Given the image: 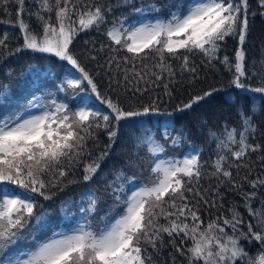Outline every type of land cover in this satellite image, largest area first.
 <instances>
[{
  "label": "snow or ice",
  "instance_id": "snow-or-ice-1",
  "mask_svg": "<svg viewBox=\"0 0 264 264\" xmlns=\"http://www.w3.org/2000/svg\"><path fill=\"white\" fill-rule=\"evenodd\" d=\"M37 2L39 9L29 14L35 15L42 32L34 30L22 18L18 19V27L23 34V49L51 54L67 61L79 73L76 76L69 72L61 84V91H66V84L67 88L80 90L79 93H73L74 96L84 93V81L91 91L81 96L75 110H69L67 104H57L55 100L51 101V106L41 105L40 98H34L22 105L19 111L0 118V264H152L148 248L159 252L165 246L164 234H167L168 242L175 251L186 257L188 264H237V261L240 264H264V212L253 210L250 204L256 192L242 194L248 214L255 220L254 224L245 223L240 213L231 209V216L218 215L205 226L200 204L203 203L208 208H222L223 204L218 205L215 198L209 199L204 195L207 189L200 186L204 173L198 153H190L179 160L161 159L165 145L152 134L145 136L140 143L147 144L149 153L155 158L151 168L153 176L138 190H130L131 194L122 201L119 195L116 196V200L123 203L124 211L114 221H109L99 230H93L90 225L81 223L71 234L54 233L52 238L37 244L33 250L6 254L23 238V230L30 223L29 218L34 217L38 224L42 220L41 216L34 214L37 202L30 194L36 193L48 200L51 199L50 188L70 182L64 178L71 166L79 163L82 155L91 156L88 141L95 139V130H107L110 147L122 120L147 116L160 110L158 99L139 108H124L118 99L114 100L109 92L112 90L113 81L120 85L119 77H109L108 92L102 94L95 76L82 66L79 57L70 50V45L79 32L93 27L99 29L105 22V12L111 11L110 5H90L89 0H79V4L77 0ZM131 2L132 0H123L125 4ZM11 3L19 5L20 13L25 11V0H0L5 11ZM258 3L261 14L264 15V0H258ZM248 8V0H192L188 5L170 11L167 19L157 18L154 21L141 22L138 26L135 23L125 26L127 17H123L119 25L114 23L106 35L120 49H126L133 54L132 74L140 80L144 76L135 71L134 58L139 56L143 61L155 53L159 59L154 67L160 68V72L152 73L155 77L153 83L162 82L163 73L167 72L168 82L163 87L165 95L169 96L171 92L168 85L176 82V72L167 62L168 59L181 60V73L187 71L195 77L197 69L189 63L191 55L202 53L208 64H211L213 60L219 59L216 54L220 51L221 42L232 36L240 45L235 52V60L230 61L225 55L220 61L227 71L233 73L231 83L238 89L264 94V74L252 72V75L260 78V85L256 87H251L241 79L247 77L248 72L243 48L248 31ZM133 10L140 14L145 13L143 7ZM150 10L159 11L154 5ZM7 38L6 34L0 38V48L7 47ZM102 48L103 46L101 50ZM23 49L17 48L16 51ZM146 49L149 51L146 52ZM90 58L97 59L96 56ZM129 59L126 57L125 62ZM113 60L115 57L107 62L108 72L112 71ZM98 67L103 68L105 65ZM115 67L118 72L119 63ZM127 72L128 69H125V73ZM99 75L100 72H97L96 76ZM124 81L130 83L127 74L124 75ZM135 91L143 95L147 89L137 87ZM6 92V88L0 90V99ZM92 95L95 96V101L106 105L110 111H102L91 99ZM207 95H211V92L204 93V96ZM204 96L193 97L190 102L178 106L177 110L191 108ZM34 107L42 108L41 114L25 116ZM241 116L243 123L239 132L233 128L230 131L225 129L226 136L212 133L218 140L217 148L220 152L231 153L236 161H242L249 150L255 152L259 149V145L249 143V133L255 132L251 117L243 112ZM170 135L165 128L164 139L168 140ZM181 138L182 133L171 137V144L177 146ZM106 155L107 152L102 151L96 159L85 165V181L92 179L100 167V161ZM261 160L264 161V157ZM235 166L240 168L244 165L238 163ZM212 167L214 171L211 175L219 181L215 197L222 201L219 188L225 182L231 184L233 189L241 186L232 179L233 173L230 169L233 165L226 155L218 154ZM121 179L122 174H117L112 181L110 186L114 192L124 191L122 184L118 183ZM245 180H248L247 176ZM248 182L253 190L264 186V178ZM7 185H15L23 191L16 192ZM86 198L88 207L82 210L95 211L96 194L89 192ZM177 201L180 203L177 204ZM242 225L246 231L241 230ZM227 228H231V234L226 231ZM56 236L60 238L57 239ZM241 238L260 245L261 251L257 256H251L245 251L240 245ZM189 239L193 243L191 247L185 248V242Z\"/></svg>",
  "mask_w": 264,
  "mask_h": 264
},
{
  "label": "trees",
  "instance_id": "trees-1",
  "mask_svg": "<svg viewBox=\"0 0 264 264\" xmlns=\"http://www.w3.org/2000/svg\"><path fill=\"white\" fill-rule=\"evenodd\" d=\"M105 5L111 0H102ZM182 0H156L155 6L159 7L160 14H156L157 18L165 19V13L174 5L180 4ZM248 31L245 43L243 45L245 51V67L248 70L247 77H242V80L256 87L260 85L259 76L252 75V72L264 74V15L261 14L258 0H248ZM79 4V0H77ZM90 5L96 4L97 0H89ZM40 5L37 0H25L23 13L19 12V5L11 3L7 6V11L4 6L0 5V38L7 35L5 44L6 48H0V90L6 88V95L0 99V118L3 109L7 107H22L28 100L34 99L35 96L40 98L44 105L50 104V94L48 89H53L55 82L60 78V71H53L57 66V58L47 54L31 53L27 49H23V34L18 27V19L22 18L25 22L36 31H42L39 22L34 13L39 9ZM134 9V8H133ZM132 15L138 14L134 10H130ZM255 12V15L252 13ZM19 13V16H18ZM46 16L48 13H44ZM53 21H55V13H52ZM73 19H76L73 16ZM8 22V23H7ZM131 25V24H130ZM111 27L103 26L94 31V36L88 39L90 45H94L97 38L102 43L109 41L113 43L106 35ZM97 37V38H96ZM114 44V43H113ZM109 44L107 48L101 50L96 48L93 56L96 60L85 59L83 51L77 50L75 54L79 57L80 63L85 69L90 72L98 83L101 92L104 94L109 89V77H119L120 85L113 81L109 95L113 99H118L117 94L121 90L119 102L124 108L142 107L143 104L151 101L159 100V112L147 116L129 118L122 120L117 127V135L114 142L109 145V136L107 130L100 128L95 130V139L88 141V148L91 150V156L84 154L81 156L79 163H74L69 169L68 175L64 178L66 182L57 187L49 189L51 199L45 200L42 196L31 193L35 198L37 206L34 208V214L37 216L43 215V220L38 224L34 217L29 218L30 223L23 230V238H21L12 248H17L20 245L29 247L36 244L37 241L49 236L53 230H59L62 227H71L77 220V214L81 209H87L83 204H80L79 194L82 192H94L97 196V204L95 211H84V220L87 225H90L93 230L102 229L105 223L112 221L116 216L122 214L124 205L121 202L130 195V190L136 189L139 184L147 183L153 176L151 168L153 167L154 157L149 153L147 144H141L140 141L145 136L152 134L155 138L165 145L163 155H168L172 158L182 156L184 151L189 148H195L199 155L200 164L203 166L200 186L202 189H207L204 193L209 199H216L217 204H223L222 208H208L203 203L200 204L202 219L206 226L209 220H215L218 215L231 214V209H235L240 213L245 223H255L253 217L248 214V208L245 206L243 198L244 192L255 191L256 195L251 199L250 204L253 210L264 212V186L253 190L248 180L264 178V96H260L254 92L245 90L242 91L236 88L232 83L233 73L226 70L223 63V57L227 55L230 61L235 60V52L240 47L237 39L232 36L226 37L225 41L221 42L220 51L216 54L219 59L213 60L208 64L207 58L202 53H194L191 55L189 63L196 67L197 74L185 71L181 73L179 59H168V63L172 65L176 72V82L169 84L171 96L165 95L164 83L168 82V73H163V81H156L152 75L153 72H160V68L154 67L158 62V57L152 53L148 59L141 61L139 56L134 58L135 71L140 72L144 79L140 80L132 74L133 69V54L128 53L126 49H120V46ZM17 48H22L21 51H16ZM113 49H120L113 51ZM107 50V51H106ZM148 52L149 50H145ZM10 53V54H9ZM167 56V54H165ZM103 56V57H102ZM102 57V58H100ZM111 57L113 60V68L108 72L107 62ZM130 58L125 62V58ZM119 63L120 69L116 71V64ZM98 65H105L99 68ZM146 65V67H145ZM214 65V67L212 66ZM125 69L128 72L125 73ZM41 70V72L39 71ZM44 75L37 77L36 74ZM57 71V76H56ZM100 72L99 76L96 73ZM47 73V74H46ZM105 73H108L105 75ZM127 74L130 83L124 81V75ZM61 79V78H60ZM21 81L17 86V82ZM147 81V83H145ZM86 81H84L82 87ZM59 85V84H58ZM122 85V86H121ZM147 89L143 95L136 92L135 89ZM213 89H217L213 91ZM205 92H211V95L204 96ZM87 93V92H86ZM90 93V92H88ZM82 94V93H81ZM62 96L61 91L59 97ZM83 96V95H81ZM81 96H69L71 104L77 105ZM195 96H204L202 100L194 103L191 108L178 111V106L188 103ZM91 99L95 101V96ZM99 106V101H95ZM57 104H60L58 102ZM102 111H110L106 105H100ZM241 112L247 114L252 119V125L255 132L249 133V143L259 145V149L255 152L249 150L242 161H236L229 152L221 153L217 148L218 140L212 133L217 136H226L227 130L235 128L238 132L242 130ZM164 113L171 114L170 138L165 140L163 137ZM55 127V125H53ZM154 131V133H152ZM182 133V138L177 146L171 144V137H175ZM238 138V137H237ZM238 147V146H233ZM102 151H106L107 155L102 161L100 169L92 176V179L85 181L84 170L85 165L92 158L98 157ZM226 155L229 162L233 165L230 171L233 173L232 179L241 187L233 189L231 184L225 182L219 192L223 196L221 201L215 197L216 185L219 183L217 178L211 173L214 171L213 164L217 160V155ZM243 163V167L237 168L235 165ZM228 167L227 164L224 165ZM117 174H122V179L118 183L122 184L123 192H114L110 186ZM248 180H245V177ZM226 180V178H225ZM2 187V186H0ZM8 188L16 192H22L15 185H7ZM121 197V201L116 200V196ZM191 195V194H189ZM167 199V198H166ZM198 199V198H196ZM180 202L177 201V204ZM66 208V210H64ZM214 210L215 214H210V210ZM80 212V213H83ZM87 212V214H86ZM241 230L246 231L242 225ZM226 231L231 234V228ZM165 246L154 251L150 247L148 253L152 256V264H173V256H175V264H188L186 257L180 256L175 251V248L169 243L167 234H164ZM179 241V238H177ZM193 241L186 240L184 247H191ZM240 245L251 256H257L261 251L260 245L255 241H249L241 238ZM23 248V247H22ZM200 264V263H199ZM237 264H240L237 261Z\"/></svg>",
  "mask_w": 264,
  "mask_h": 264
},
{
  "label": "rangeland",
  "instance_id": "rangeland-1",
  "mask_svg": "<svg viewBox=\"0 0 264 264\" xmlns=\"http://www.w3.org/2000/svg\"><path fill=\"white\" fill-rule=\"evenodd\" d=\"M161 2V0H159ZM192 0H182L180 4H177V5H174L173 7L170 8V10L168 12L165 13V19L169 18V13L170 11H175L176 9L178 8H181L182 6H186L188 5L189 3H191ZM105 2L102 1V0H97V3L96 4H99L101 6H105L104 4ZM156 4V0H132L131 3L129 4H125L123 3V0H111L108 5L111 6V11H106L105 12V22L102 23L100 25V28H102L103 26H107V27H111L113 26V24L115 23L117 26L119 25V22L120 20L123 18V17H127V19L124 21L125 23V26H129L130 24H133L135 23L137 26L139 25V21L137 20V16L140 15V16H146V21L144 22H147L148 20H152L154 21L155 20V15L156 14H160V9L159 7L155 6ZM155 6L157 9H159V11H151L150 10V7L151 6ZM140 7H143L145 9V13L144 14H140L138 13V15H132L130 10L133 8H140ZM46 15V14H44ZM149 17V18H147ZM138 22V23H137ZM8 23V22H7ZM77 27H79V25L77 24ZM97 29L95 27H93L92 29H89V30H86V31H81L79 32L78 35L75 36V39L73 40V43L72 45H70V50H72L74 53L79 50H82L83 51V54L85 55V59H90V56H93L92 54L94 53L93 51L96 50V48H101V46H103V49L107 48L108 50V45L109 44H113V43H110L109 41L105 42V43H102L101 40L99 38H97V41L94 45H90L89 43H85V41H88V39L92 36H94V31H96ZM39 32H42V31H39ZM23 37V36H22ZM114 45V44H113ZM23 46V45H22ZM115 47H117L116 45H114ZM118 48V47H117ZM106 50V51H107ZM31 53H39V52H34V51H31L29 50ZM39 54H43V53H39ZM44 54H47V53H44ZM49 56H52L53 58L55 56L51 55V54H47ZM103 57V56H102ZM100 57V58H102ZM57 58V66L55 67V70L57 71H60V78L57 76V71H56V76L58 78V80L55 82V85L54 87H51L53 89V91L51 89H49V87L47 86L46 89H48V94H50V100L52 98V100H55L57 103L60 102V103H64V104H67L68 105V108L69 110H75L76 106L78 105V103L80 102V100L78 101L77 105H75V103L72 105L71 104V101L70 99H68L69 96H73L75 97V99H77V97L81 96V95H86L88 92H90V88L87 86V82H85L84 84V88H85V92L84 93H80L79 95H76L74 96L73 93H79L80 90L79 89H71V88H67V85L65 84L64 87L66 89V91H61L60 90V87H61V84L63 83V81L65 80V77L66 75L71 72V73H74L76 76H79V73L76 72V70L74 68H72L71 65H69L67 63V61H62L60 60L58 57ZM41 72V70H39ZM88 71V69H87ZM90 73V72H89ZM45 74V71L42 72L41 74H36L37 77H40L41 75H44ZM47 74V73H46ZM21 81L19 80L17 82V86L18 84H20ZM59 84V85H58ZM99 87V86H98ZM100 89V87H99ZM242 91H245L247 89H240ZM61 91L62 93V96L59 97V92ZM101 91V90H100ZM87 92V93H86ZM102 93V92H101ZM256 93V92H254ZM103 94V93H102ZM120 94H121V90L120 92H118L117 94V97L119 98L120 100ZM258 95H262L264 96V94L262 93H256ZM34 98H39L38 96H35ZM3 100V99H2ZM115 100V99H114ZM41 105H44L41 101H39ZM0 104H2V101H0ZM45 105H48L50 106V104H45ZM100 106V105H99ZM98 106V107H99ZM21 109V107H7L5 109H3V112H2V115H1V118L3 117V115H6V114H10L12 113L13 111H19ZM42 108H37V107H34L30 110V112L28 113H25V116L29 115V114H32V115H39L41 114L42 112ZM162 118H164V125L163 127L167 128L168 130H170L171 128V125H170V119L171 118V114H168V113H164L162 115ZM169 125V126H168ZM164 128V129H165ZM152 133H154V131H152ZM190 153L192 154H197V150L195 148H187L183 155L182 156H177L175 157V159H183L185 156L189 155ZM97 157H94L92 158L88 163H90L93 159H96ZM161 159H164V158H167V159H172V157L168 156V155H161L160 157ZM104 160V159H103ZM100 161V166L102 165V161ZM100 169V167H99ZM98 169V170H99ZM84 174H85V170L83 171ZM140 186H136V189H132V190H138L139 187L143 186L144 184H139ZM11 189V188H10ZM90 191H87V192H82L81 194H79L78 198H81L80 199V204L83 206H85L86 208L88 207V201H87V198H86V194L89 193ZM131 194V192H130ZM66 210V208L64 209ZM80 212H83V210L81 209L79 212H73L74 214H77V220L76 222L71 226V227H62L60 228L59 230H53L51 232V234L47 237H45L44 239H41L40 241H37L36 244L34 245H30L29 247H26L25 245H20L18 246L17 248H12L11 251L9 252V254H14V253H19V252H28L30 250H33L34 247L39 244V243H42V242H45L47 241L48 239L52 238L53 237V234L54 233H65V234H71L72 230L76 227L79 226V224L83 223V224H86L85 220H84V216H85V213H80ZM215 214L216 212L212 209L210 210V214ZM87 214V212H86ZM232 214V213H231ZM231 214L229 213L227 216H231ZM41 217L43 215H40ZM117 218V216L115 217ZM35 219V218H34ZM42 220L44 221L43 217H42ZM115 219H113L112 221H114ZM36 221V219H35ZM161 222H164L163 220H161ZM106 225V223H105ZM105 225L101 226V227H105ZM230 234V233H229ZM55 238L59 239L60 237L59 236H56ZM17 245H19V243H17ZM23 247V248H22ZM22 259L23 258H26V257H21ZM200 262H198L199 264Z\"/></svg>",
  "mask_w": 264,
  "mask_h": 264
},
{
  "label": "bare ground",
  "instance_id": "bare-ground-1",
  "mask_svg": "<svg viewBox=\"0 0 264 264\" xmlns=\"http://www.w3.org/2000/svg\"><path fill=\"white\" fill-rule=\"evenodd\" d=\"M169 126V125H168ZM133 189V188H132Z\"/></svg>",
  "mask_w": 264,
  "mask_h": 264
}]
</instances>
